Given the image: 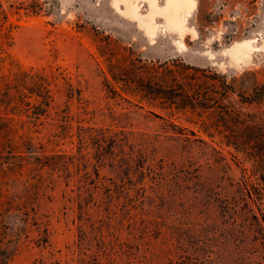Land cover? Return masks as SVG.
<instances>
[{
	"label": "rangeland",
	"instance_id": "1",
	"mask_svg": "<svg viewBox=\"0 0 264 264\" xmlns=\"http://www.w3.org/2000/svg\"><path fill=\"white\" fill-rule=\"evenodd\" d=\"M171 1L0 0V264H264V0Z\"/></svg>",
	"mask_w": 264,
	"mask_h": 264
},
{
	"label": "trees",
	"instance_id": "2",
	"mask_svg": "<svg viewBox=\"0 0 264 264\" xmlns=\"http://www.w3.org/2000/svg\"><path fill=\"white\" fill-rule=\"evenodd\" d=\"M29 81V79L27 78ZM36 88L37 93L34 92L35 96L38 98V113L42 114L44 112V108L48 106L50 100H49V93L47 88V83L45 82V79L38 75L36 79ZM264 172V168H263ZM238 190H235L234 196L230 199H224L225 206L228 207V210H230L232 213H236L239 209L237 200L243 197H247L251 194L249 188H253V186L248 185L245 183V186H242L243 191L240 189V185H236ZM256 190L252 189L253 193L257 196H264L263 192L261 190L264 188H260V186L255 187ZM241 201V199H240ZM263 212H259L258 214H250V217H246V219H252L254 224L252 227V230H250V233L252 235V240L255 246V250L257 251L256 255L257 258L261 261H264V210ZM1 255V253H0Z\"/></svg>",
	"mask_w": 264,
	"mask_h": 264
},
{
	"label": "bare ground",
	"instance_id": "3",
	"mask_svg": "<svg viewBox=\"0 0 264 264\" xmlns=\"http://www.w3.org/2000/svg\"><path fill=\"white\" fill-rule=\"evenodd\" d=\"M180 1L181 0H172L170 6L168 5L167 7L161 9L162 14L166 17L167 21L169 22V24L171 25H177L176 20H175V16L173 13L177 12L176 10H178L181 6H180ZM184 2H186L184 0ZM187 4V3H186ZM185 4V6H186ZM152 5H154L152 3ZM184 7V6H183ZM129 8V7H128ZM185 8V7H184ZM130 10V9H129ZM177 18V17H176ZM179 20V19H178ZM178 26V25H177Z\"/></svg>",
	"mask_w": 264,
	"mask_h": 264
}]
</instances>
